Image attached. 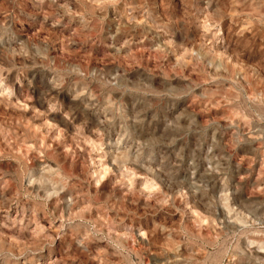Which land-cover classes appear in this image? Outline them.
Returning a JSON list of instances; mask_svg holds the SVG:
<instances>
[{
  "label": "rangeland",
  "instance_id": "obj_1",
  "mask_svg": "<svg viewBox=\"0 0 264 264\" xmlns=\"http://www.w3.org/2000/svg\"><path fill=\"white\" fill-rule=\"evenodd\" d=\"M0 264H264V0H0Z\"/></svg>",
  "mask_w": 264,
  "mask_h": 264
},
{
  "label": "bare ground",
  "instance_id": "obj_2",
  "mask_svg": "<svg viewBox=\"0 0 264 264\" xmlns=\"http://www.w3.org/2000/svg\"><path fill=\"white\" fill-rule=\"evenodd\" d=\"M54 193V192H53ZM51 195V194H50Z\"/></svg>",
  "mask_w": 264,
  "mask_h": 264
}]
</instances>
